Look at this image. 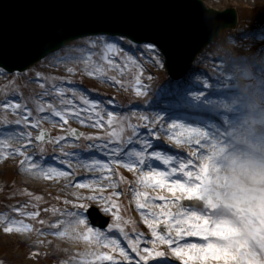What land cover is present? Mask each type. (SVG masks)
I'll return each mask as SVG.
<instances>
[{
  "label": "snow or ice",
  "instance_id": "obj_1",
  "mask_svg": "<svg viewBox=\"0 0 264 264\" xmlns=\"http://www.w3.org/2000/svg\"><path fill=\"white\" fill-rule=\"evenodd\" d=\"M2 11L0 9V32L3 28ZM64 45L73 52H102L103 61L120 71H123L120 65L126 62L139 63L131 53L148 56L159 67H164L168 61L163 45L149 38H138L127 30L105 29L76 37L66 36L55 47L63 51ZM63 59L78 62L85 57L69 55ZM252 59L259 60V74L264 82V54ZM140 67L141 71L135 78V92L145 98L143 104L151 107L148 97L152 92L150 82L153 77L149 75L142 79L143 66ZM67 70L75 71L71 67ZM17 75L15 69L0 61V76ZM88 75L101 76L108 82L116 81L115 77H107L103 70L96 68L88 70ZM87 91L76 83L53 84L43 95H56L45 102L46 107L41 105L38 108L41 113L47 112L46 116L33 115L34 110L17 99V95L22 94L7 96L0 101V107L5 111L11 110L18 117L15 121H8L5 116V122L23 125L22 132L18 128H0V158L19 154L23 157L19 162L22 170L39 172L50 180L75 175L71 170L59 167L45 169L37 164L35 154L28 152L29 147L37 146L44 152L45 146L51 143L64 154L57 159L69 164L70 158L77 153L66 152L64 145L72 142V138L79 141V138L85 137L91 142L89 149L95 148L99 153L106 154V159L92 158L87 164L89 171L98 170L102 175L79 184L70 182V186L92 191L73 194L76 198L73 201L74 210L63 212L54 208L52 211L60 215L44 229L47 234L63 237L71 231L74 239H80L79 228L70 229L69 225H84L86 234L83 239L99 247L111 248L113 252L118 251L127 264H149L153 258L167 257H173L175 264H264V162L251 159L250 153L242 150L239 142L240 121L236 119L242 102L233 88V77L223 66L217 68L214 83L205 74L192 73L187 79L176 81L173 92L179 97L180 104L162 105L157 111L143 114L139 118L142 125L131 121L134 112L109 111L104 104H113L112 99H90ZM77 99L83 101V106ZM55 101H59L63 107H57ZM105 117L108 125H116L107 138L88 135L68 125L71 119L78 120L82 125L104 128ZM49 118L66 131L53 137L41 129L38 135L33 136L29 125L39 128L40 121ZM125 130H130L127 137ZM153 137L157 141L167 137L176 145L187 147L190 155L173 154L166 150L163 143L154 142ZM11 139L22 140L24 146L13 147L8 144ZM134 140L142 147L125 151L126 145ZM97 154L89 155L95 157ZM153 161L161 162L167 166V170L154 166ZM116 165L135 172L138 177L133 185L135 204L151 236L141 232L131 217L123 215V207L117 198L124 193L118 190L119 185L121 181L132 182L124 180L123 175L119 180L113 179ZM105 180L108 182L102 183ZM108 188L114 190L108 193L105 191ZM163 190L171 195H162ZM40 199L36 197L37 201ZM157 200L163 203H157ZM185 200L195 201L196 204L185 203ZM68 202L65 200V203ZM94 204L109 215L111 222L104 229L89 223ZM25 207L16 208L15 211L30 218L40 217L39 210L24 211ZM4 223L7 232L33 229V224L7 216ZM39 223L44 225L45 221L40 219ZM86 255L93 256L97 264L103 261L120 264L111 253L93 252ZM87 264L92 262L88 261ZM157 264H161V261L158 260ZM163 264H173V261L164 260Z\"/></svg>",
  "mask_w": 264,
  "mask_h": 264
},
{
  "label": "rangeland",
  "instance_id": "obj_2",
  "mask_svg": "<svg viewBox=\"0 0 264 264\" xmlns=\"http://www.w3.org/2000/svg\"><path fill=\"white\" fill-rule=\"evenodd\" d=\"M204 5L208 8H213L218 11H224L226 9H236L238 13V24L235 29L223 30L215 40L205 48L199 55L197 61L195 62L194 68L191 67L189 74L194 75L205 74L210 82H215V75L217 74V68L223 66V60L220 55L223 40L227 37L229 40H235L239 45L246 50H249L253 57L260 56L264 54V0H201ZM253 35L254 37H250ZM127 51V50H126ZM147 52V49H145ZM77 55L85 57V59L78 62L64 60L65 56ZM102 52H89L88 50L73 52L66 47L63 51H58L57 53L50 55L47 59L42 62H37L30 69L31 71H26L24 73H17L18 75L13 76H0V101L4 100L7 96H14L17 94V99L22 100L31 107L34 112L33 115L46 116L47 112H39L38 108L41 105L46 107V101L52 100L53 96H44L43 93L50 89L53 84L63 85L65 83L72 84L76 83L81 86L82 89H88L86 95L90 99H99L105 101L106 99H112L113 104H104V107L108 108L109 111H116L117 113H135L131 116V121L133 123H140L142 125V120L139 118L143 114H150L151 112L159 110V106L162 105H179L180 99L173 92L176 81L170 78L167 71L166 64L164 67L157 66L153 59H149L148 56H142L137 53H131V55L136 57L139 63L126 62L120 65L119 69H114L107 65L106 61L102 59ZM123 55V54H122ZM149 56L151 53L148 54ZM252 62L256 68V81H257V91L264 94V82H262V77L260 76V63L259 60H253ZM143 66V77L144 79L149 75L153 77L150 82L152 85V92L148 99L151 101V107L145 105L142 101L145 99L142 96H138L135 92V78L139 75L141 67ZM74 68V72H69L68 68ZM96 68L98 71L103 70L105 76L115 77V82H108L101 76H91L88 75V70ZM195 69H201V71H195ZM194 70V72H193ZM38 73L42 75H38ZM189 74L179 81L185 80L189 77ZM46 83H42L43 81ZM15 81V83H13ZM40 81V82H38ZM145 83H148L145 80ZM193 81V86H194ZM235 81H233V88L235 92L237 89L234 87ZM206 92L208 89H204ZM71 95V93H69ZM77 102L83 106V101L77 99ZM57 107H63L59 104V101H55ZM126 110V111H124ZM248 110H251L259 118L264 116V106L256 105L253 107L250 100H246L242 104L239 110V116L236 118L238 121L243 119L247 120ZM247 114V115H246ZM7 117L8 121H15L18 117L11 110L5 111L0 107V128L7 129L18 128L21 132L23 131V125H15L14 123H6L4 117ZM58 120L59 118H55ZM103 123L104 128H96L91 124H80L78 120H69L68 125L73 128H78L83 130L84 133L92 136H104L107 138V134L116 127V125H108L107 117L104 118ZM29 129L32 131L33 136L41 130H47L51 133V136H58L66 131V128H61V126L55 122L54 119H43L40 121V127L29 125ZM130 134V130H125V137ZM264 136V124L250 123L248 121L247 127L245 129V134L239 137L245 138L243 140V146L245 152L249 150V146L252 149H256V143L252 144V138H257L258 140ZM154 142H161L166 146V150L171 151L173 154L179 153L182 156L190 155L187 147L176 145L175 142L169 141L167 137H162L159 141L157 138L153 137ZM91 143L85 137H82L81 142H69L64 145L65 151H71L77 153L69 160V164H64L63 159H57V157H63V153L60 152L59 148L55 145L49 143L45 146V151L41 152L39 147H29V154H35V160L38 165L43 166L45 169L50 168L53 164L55 167L62 168L63 170H71L75 173L73 176L69 177H56L54 179H47L39 172H32L35 175L34 181L29 179H22L21 174L27 176V172L19 167V162L23 157L19 154L9 155L6 158H0V264H56L64 258L61 248L58 245L48 244L43 252L38 253V255H28V249L30 246L27 243L17 242L11 238L12 234H19L20 232L5 231L4 217H9L15 220H23L25 223L33 224L34 232L31 239H34L38 235V230L41 228H46L49 226L50 222L55 221L60 213L53 212L52 210L59 209L60 211L67 212L74 207L73 201L76 199L74 195L61 197L58 192L51 194L49 192V187H55L60 185L68 186L70 189H76L78 192L89 193L92 190L88 188L74 187L70 186L72 184H79L81 181H86L83 176H89L90 171L87 164L90 159H106L105 153H99L95 157L89 156L90 149L88 144ZM113 143H119L118 141H113ZM8 144L13 147H23L24 142L22 140L11 139L8 140ZM142 145L138 141H133L131 144H127L125 151H131L132 148H141ZM175 149H178L177 151ZM55 155V157H54ZM100 156L102 158H100ZM80 159V161H78ZM48 160H54L53 163L45 164ZM154 166L162 165L159 161H153ZM166 167V166H160ZM98 171V170H97ZM97 171H92L97 172ZM99 172V171H98ZM31 173V172H30ZM113 179L119 180L120 176L123 175L124 180L131 181V184L120 182L119 189L123 191V195L117 199L120 201L123 207V215L131 217L134 220L133 213L130 209V193L133 191V185H135L138 177L132 174L131 170L123 167L122 165L114 166ZM29 180V181H28ZM36 197H40V200H36ZM65 200L69 201L65 203ZM185 203H188L185 200ZM190 204H196L195 201H191ZM24 211L39 210L40 217L30 218L22 215L20 212H16L15 209L25 206ZM38 205V207H37ZM97 209L99 215L109 218V215L103 213L99 210V206L94 204L93 208ZM45 209H47L45 211ZM132 213V214H131ZM43 219L45 221L44 225L39 223V220ZM109 219V223H110ZM89 223L92 224L91 215L89 217ZM93 225V224H92ZM135 226L139 228V224L135 222ZM131 229V225L128 226ZM163 227V226H162ZM118 238H119V234ZM134 235V233H133ZM53 237L55 235H50ZM28 238V237H27ZM52 240H49L51 243ZM122 243L126 242L122 240ZM108 253H113L111 248H108ZM160 260L163 264L164 260H171L170 257L167 258H153L150 260L153 264H157ZM173 264H175L174 260Z\"/></svg>",
  "mask_w": 264,
  "mask_h": 264
},
{
  "label": "water",
  "instance_id": "obj_3",
  "mask_svg": "<svg viewBox=\"0 0 264 264\" xmlns=\"http://www.w3.org/2000/svg\"><path fill=\"white\" fill-rule=\"evenodd\" d=\"M0 9V61L19 71L58 50L66 36L107 29L163 45L176 76L221 30L237 25L235 9L218 12L199 0H0Z\"/></svg>",
  "mask_w": 264,
  "mask_h": 264
},
{
  "label": "bare ground",
  "instance_id": "obj_4",
  "mask_svg": "<svg viewBox=\"0 0 264 264\" xmlns=\"http://www.w3.org/2000/svg\"><path fill=\"white\" fill-rule=\"evenodd\" d=\"M247 2V0H244ZM249 1V0H248ZM250 37H254L253 35H250ZM145 78V76H144ZM249 112L248 117H255L259 119V115H256L255 113H253L251 110H248ZM264 113V112H263ZM246 114V115H247ZM264 118V116L262 117ZM249 119H243L242 121H240V127H241V131L240 134L243 135L245 134V129L247 127V123H248ZM245 138L239 137V142L240 144L243 146V140ZM256 143V146H258L259 148H264V136L262 138H260L259 140L257 138H252V144ZM249 150L246 153H252L254 152L256 149H252L250 146L248 147ZM93 153H97L98 149H91ZM176 151L178 149H175ZM242 150L244 151V149L242 148ZM245 152V151H244ZM99 155V153L97 154ZM100 158H102L100 156ZM105 159V158H104ZM80 161V159L78 160ZM159 166V165H157ZM160 166H164V165H160ZM50 167H55L53 165H50ZM165 170H167V166L164 167ZM89 171V170H86ZM90 175L86 176L84 179H86V181L92 180L97 176L102 175L100 172H93L90 171ZM132 174H135V172L131 171ZM27 176H24L23 174H21V178L22 179H29L34 181L35 179V175L34 173H30L29 171L27 172ZM28 180V181H29ZM108 181H102V183H107ZM49 192L51 194H54L55 192L59 191V195L63 198H65L67 195H73L74 193H77L78 190L76 189H70L68 188V186L65 185H60V186H55V187H49ZM92 190V189H91ZM114 189L108 188L105 189L106 192L110 193L112 192ZM150 192H152V189H149ZM82 193V192H80ZM155 194V193H153ZM162 195H168L170 196L171 194L168 193L166 190L161 191ZM157 203H163V201H159L157 200ZM130 209H131V213L134 216V221L136 223L139 224V230L143 233H145L148 236H151V231L150 229H148L147 225L144 224L143 222V218L140 216L139 214V209L136 208V204H135V198H134V192L132 191L130 193ZM72 210H74V207L72 208ZM71 219V218H69ZM64 225L61 226V228L63 229ZM70 229H74V228H79V233L78 235H81L80 239H74L72 237V233L71 231L69 232V235L67 236H63V237H59V236H53L50 237L49 234H47L44 229L46 228H40L37 232L38 235L34 238L31 239L32 235L34 234V232L32 231H25V232H20L19 234H12L11 238L14 241L17 242H22V243H27L30 248L28 249V255H38V253L43 252L45 250V247H48V244H50L52 247L53 245H58L61 250L62 253L64 255V258L61 259L60 262L56 263V264H87L88 261H91L92 264H97V262L95 261V259L93 258V256L91 255H86L88 253H93V252H100V253H108L107 247H99L98 245H96L94 242L92 241H88L83 239V235L86 234V230H85V226L84 225H75L74 223L69 225ZM28 237V238H27ZM198 239V238H197ZM49 240H52L51 243H49ZM112 255H114L117 259V261L120 262V264H127L126 261H123L122 257H120V254L118 251L111 253ZM171 260H174L173 257H170ZM100 264H109V262L103 261L100 262Z\"/></svg>",
  "mask_w": 264,
  "mask_h": 264
},
{
  "label": "clouds",
  "instance_id": "obj_5",
  "mask_svg": "<svg viewBox=\"0 0 264 264\" xmlns=\"http://www.w3.org/2000/svg\"><path fill=\"white\" fill-rule=\"evenodd\" d=\"M220 55L223 60V67L235 81L236 95L242 104L250 100L253 107L264 106V94L257 91L256 68L252 62V54L249 50L241 47L235 40L224 38ZM250 123L264 124V118L249 117ZM250 158L264 162V148L257 147L250 153ZM229 174H230V170Z\"/></svg>",
  "mask_w": 264,
  "mask_h": 264
}]
</instances>
